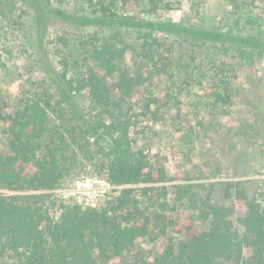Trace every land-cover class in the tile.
Instances as JSON below:
<instances>
[{"label":"rangeland","instance_id":"1","mask_svg":"<svg viewBox=\"0 0 264 264\" xmlns=\"http://www.w3.org/2000/svg\"><path fill=\"white\" fill-rule=\"evenodd\" d=\"M97 1L109 5L112 0H48L53 7L71 14H89ZM149 1L130 0L127 6L115 2L113 8L119 15L133 14L145 20H169L254 36L257 30L248 26L246 19L258 15L264 20V0H158L155 12H150ZM36 9L37 4L28 0H0V112L5 114H13L37 94L53 95L54 105L61 101L40 61L41 31ZM142 34L135 29L81 28L47 18L42 49L56 73L84 77L90 66L111 85V78H105L89 57L92 43L97 40L114 45L122 50V56L115 60L119 69L146 76L151 68L139 56ZM164 37L170 46L171 64L166 73L153 74L145 85L146 94L161 99L160 105L164 106H151L150 114L145 116L140 101L127 100L121 105L124 116L130 119L132 145L144 152L148 170L163 169L166 173L167 182L154 187L166 186L169 194L175 185L193 187L199 202L176 205L172 217L179 225L190 227L191 233L203 232L206 225L197 218V211L200 200L205 199L221 208L233 228L242 232L241 220L248 212L242 197L255 201L264 211V54L253 53L252 59L247 60L239 58V50L234 47L225 51L219 45ZM222 69L224 73L220 72ZM213 91L229 94V104H215L210 96ZM112 97L116 102L120 98L114 92ZM76 100L86 117L93 115L84 93L77 95ZM57 108L60 112L49 115L48 125L70 145L63 163L65 179L72 184L82 177H103L100 165L106 160L99 147H105V143L85 133V125L67 104L60 103ZM3 129L0 123V153L7 155L10 138ZM86 152L91 160L85 157ZM130 188L145 201L144 185ZM120 189H114L110 196L118 195ZM54 191L45 195L49 213L56 219L61 205H73L64 203ZM156 193L157 190L150 195L154 198ZM172 199L169 196L170 204ZM169 237L187 239L185 234L173 230L155 242L137 238L135 256L108 263L98 259L97 263L152 264L163 253Z\"/></svg>","mask_w":264,"mask_h":264},{"label":"trees","instance_id":"2","mask_svg":"<svg viewBox=\"0 0 264 264\" xmlns=\"http://www.w3.org/2000/svg\"><path fill=\"white\" fill-rule=\"evenodd\" d=\"M28 1L37 4L43 71L61 101L54 105L53 95L37 94L11 115L0 112L3 132L10 138L9 153H0V264H98V259L108 263L135 256L137 238L155 242L166 237L168 230L185 234L187 239L169 237L163 253L152 264H264V211L259 204L241 198L248 206L241 220L242 232L233 228L221 208L205 199L200 200L197 218L206 229L196 234L191 233L190 227L179 225L172 217L176 205L199 202L193 187L175 185L170 194L166 186L154 187L167 182L166 173L163 169L148 170L144 152L132 145L130 119L124 116L121 108L122 102L135 99L143 104L146 116L151 106H164L160 105L161 99L145 91L150 77L166 73L171 64L170 46L164 35L219 45L226 48L225 51L227 47H234L239 50V58L251 60L253 53L264 54L263 18L257 15L246 19V24L257 30L254 36L169 20H145L133 14L119 15L114 10L115 2L127 6L130 0H112L109 5L97 1L89 14L68 13L53 7L48 0ZM158 2L149 1L150 12L157 10ZM47 18L81 28L143 31L139 56L151 70L143 76L119 69L115 60L122 56V50L95 40L89 57L104 72L105 78H111V85L90 66L84 77L56 73L42 49ZM113 92L120 96L118 102L113 99ZM81 93L93 108V115L89 117L76 100ZM210 96L215 104L226 106L230 102L227 93L213 91ZM60 103L67 104L85 125L86 134L105 143V147H99L106 160L100 165L102 175L111 185L121 189L97 209L61 205L58 217L53 219L45 193L62 186L66 177L63 163L70 148L64 136L48 125L49 115L60 112L57 108ZM85 157L92 159L88 152ZM140 184L144 185L145 201L130 188ZM155 190L153 198L150 194ZM169 196L173 198L172 204L168 202Z\"/></svg>","mask_w":264,"mask_h":264},{"label":"built area","instance_id":"3","mask_svg":"<svg viewBox=\"0 0 264 264\" xmlns=\"http://www.w3.org/2000/svg\"><path fill=\"white\" fill-rule=\"evenodd\" d=\"M67 180L65 179L62 186L53 191L64 203L83 208H100L112 198L110 196L112 191L118 188L111 185L105 177H82L72 184Z\"/></svg>","mask_w":264,"mask_h":264}]
</instances>
